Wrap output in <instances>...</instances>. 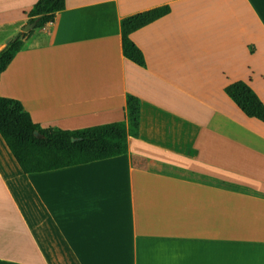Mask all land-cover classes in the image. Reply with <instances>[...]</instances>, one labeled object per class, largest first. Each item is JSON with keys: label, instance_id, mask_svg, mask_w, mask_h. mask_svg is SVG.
<instances>
[{"label": "crops", "instance_id": "1", "mask_svg": "<svg viewBox=\"0 0 264 264\" xmlns=\"http://www.w3.org/2000/svg\"><path fill=\"white\" fill-rule=\"evenodd\" d=\"M37 0H0V51ZM168 6L133 32L123 18ZM264 105V0H66L0 75L42 128L125 121L118 157L25 174L0 136V264H264V123L224 92Z\"/></svg>", "mask_w": 264, "mask_h": 264}, {"label": "trees", "instance_id": "2", "mask_svg": "<svg viewBox=\"0 0 264 264\" xmlns=\"http://www.w3.org/2000/svg\"><path fill=\"white\" fill-rule=\"evenodd\" d=\"M66 0H37L26 14L33 30L19 33L0 51V75L21 50L24 40L35 29L53 21L65 9ZM168 6L157 7L125 17L120 22L121 46L125 59L145 67L141 51L130 35L169 14ZM227 97L248 118L264 123V105L243 81L224 89ZM125 121L103 124L75 131L42 128L32 122L19 101L0 97V136L25 174L42 173L118 157L127 153L128 139L139 129V100L126 96ZM37 132L40 137H36ZM75 139V142H72Z\"/></svg>", "mask_w": 264, "mask_h": 264}, {"label": "water", "instance_id": "3", "mask_svg": "<svg viewBox=\"0 0 264 264\" xmlns=\"http://www.w3.org/2000/svg\"><path fill=\"white\" fill-rule=\"evenodd\" d=\"M35 26H36V22H33V23H31V24H27V25H25L23 28H22V30H21V33H27V32H29V31H31V30H33L34 28H35ZM34 135L36 136V137H40V135L37 133V132H35L34 133ZM76 140L75 139H72V142H75Z\"/></svg>", "mask_w": 264, "mask_h": 264}]
</instances>
